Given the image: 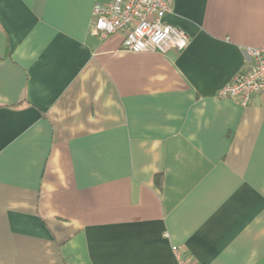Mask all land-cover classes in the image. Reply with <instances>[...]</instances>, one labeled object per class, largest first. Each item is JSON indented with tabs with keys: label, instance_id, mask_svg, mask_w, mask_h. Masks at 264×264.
I'll return each mask as SVG.
<instances>
[{
	"label": "crops",
	"instance_id": "1",
	"mask_svg": "<svg viewBox=\"0 0 264 264\" xmlns=\"http://www.w3.org/2000/svg\"><path fill=\"white\" fill-rule=\"evenodd\" d=\"M108 1L0 0V264H264V94L216 96L264 0H172L167 53L94 34Z\"/></svg>",
	"mask_w": 264,
	"mask_h": 264
},
{
	"label": "built area",
	"instance_id": "2",
	"mask_svg": "<svg viewBox=\"0 0 264 264\" xmlns=\"http://www.w3.org/2000/svg\"><path fill=\"white\" fill-rule=\"evenodd\" d=\"M172 0H109L96 2L92 9V31L102 39L123 33V49L135 53L182 50L189 35L165 18L172 12ZM246 65L216 92L218 98H233L248 106L257 95L264 94V46L247 47ZM179 264H198L179 245H173Z\"/></svg>",
	"mask_w": 264,
	"mask_h": 264
},
{
	"label": "trees",
	"instance_id": "3",
	"mask_svg": "<svg viewBox=\"0 0 264 264\" xmlns=\"http://www.w3.org/2000/svg\"><path fill=\"white\" fill-rule=\"evenodd\" d=\"M158 183H159V180H158Z\"/></svg>",
	"mask_w": 264,
	"mask_h": 264
}]
</instances>
